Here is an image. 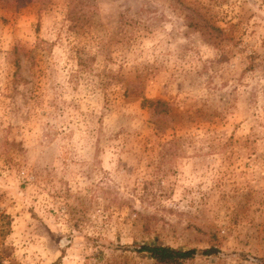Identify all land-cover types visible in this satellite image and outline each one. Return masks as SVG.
Here are the masks:
<instances>
[{"label":"rangeland","instance_id":"1","mask_svg":"<svg viewBox=\"0 0 264 264\" xmlns=\"http://www.w3.org/2000/svg\"><path fill=\"white\" fill-rule=\"evenodd\" d=\"M143 243L264 264V0H0V264Z\"/></svg>","mask_w":264,"mask_h":264},{"label":"trees","instance_id":"2","mask_svg":"<svg viewBox=\"0 0 264 264\" xmlns=\"http://www.w3.org/2000/svg\"><path fill=\"white\" fill-rule=\"evenodd\" d=\"M216 31L223 32L220 27L212 26ZM217 36H221L217 34ZM144 105L153 107L154 109L160 105L165 106L166 102L160 99L144 98ZM164 112H168V107L163 108ZM140 253H145L155 260V264H186L188 261L193 260L198 255H219L223 250L216 245L207 248L189 247L179 248L167 244H152L143 243L135 248ZM62 257L51 264H61ZM261 260V259H260ZM264 260V259H262Z\"/></svg>","mask_w":264,"mask_h":264}]
</instances>
